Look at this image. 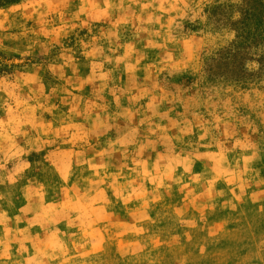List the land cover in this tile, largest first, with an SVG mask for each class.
<instances>
[{"label": "rangeland", "instance_id": "1", "mask_svg": "<svg viewBox=\"0 0 264 264\" xmlns=\"http://www.w3.org/2000/svg\"><path fill=\"white\" fill-rule=\"evenodd\" d=\"M219 1L0 7V264H264V76L207 80Z\"/></svg>", "mask_w": 264, "mask_h": 264}, {"label": "trees", "instance_id": "2", "mask_svg": "<svg viewBox=\"0 0 264 264\" xmlns=\"http://www.w3.org/2000/svg\"><path fill=\"white\" fill-rule=\"evenodd\" d=\"M23 0H0V7L18 4ZM207 23L214 29H230L235 41L229 48L205 62L204 73L211 82L220 81L248 86L264 76V56L247 59L250 51L264 47V0H231L217 2L206 11ZM246 61L256 62L249 69ZM256 70V71H255Z\"/></svg>", "mask_w": 264, "mask_h": 264}]
</instances>
